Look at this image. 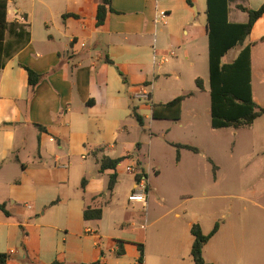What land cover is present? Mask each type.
<instances>
[{
  "label": "crops",
  "instance_id": "1",
  "mask_svg": "<svg viewBox=\"0 0 264 264\" xmlns=\"http://www.w3.org/2000/svg\"><path fill=\"white\" fill-rule=\"evenodd\" d=\"M98 2L8 0V20L23 24L29 39L0 60V204L8 212L0 208V253L8 255L5 264H135L140 242L121 238L115 226L110 235L102 232L108 202L103 174L113 170L101 172L98 156H128L116 171L132 176V192L136 172L145 170L141 145L129 138L130 111L148 109L153 118L152 104L200 90L195 83L202 77L195 71L199 64L209 76L206 18L200 19L206 16L204 0L192 5L112 0L114 10L100 25ZM263 3L228 0V19L247 20L238 4L255 9ZM248 36L251 41L245 43ZM248 36L242 46L253 43V49L264 41V13ZM24 65L42 75L33 89ZM184 75L195 89L185 86ZM204 85L207 91L205 79ZM143 86L150 102L134 104ZM183 101L175 121L182 118ZM97 148L102 151L90 159ZM147 191L148 201L150 186ZM87 206L101 207V218L85 219ZM204 248V258L214 261Z\"/></svg>",
  "mask_w": 264,
  "mask_h": 264
},
{
  "label": "rangeland",
  "instance_id": "2",
  "mask_svg": "<svg viewBox=\"0 0 264 264\" xmlns=\"http://www.w3.org/2000/svg\"><path fill=\"white\" fill-rule=\"evenodd\" d=\"M249 41L248 36L245 43ZM239 50L231 49L223 61L233 60ZM252 66L254 99L264 106V41L252 49ZM195 71L208 89L183 101L180 120L153 119L150 110L141 109V115L149 116L141 124L130 111L129 138L141 145L148 203L129 201L132 176L118 173L113 194L109 197L105 190L102 232L110 235L115 226L121 238L142 243L145 264H193L189 221L199 223L204 233L219 221L204 248L206 258L214 264H264V113L251 124L212 128L208 71L200 64ZM183 82L195 89L185 75ZM109 174H103L106 185Z\"/></svg>",
  "mask_w": 264,
  "mask_h": 264
},
{
  "label": "trees",
  "instance_id": "3",
  "mask_svg": "<svg viewBox=\"0 0 264 264\" xmlns=\"http://www.w3.org/2000/svg\"><path fill=\"white\" fill-rule=\"evenodd\" d=\"M192 5V0H186ZM8 0H0V60L9 57L13 52L26 44L29 32L23 24L8 20ZM238 7L247 13L244 22H232L228 19V0H206V29L208 35V69H209V93H210V124L212 128L226 126H240L251 124L254 119L264 113V106L258 104L253 97L252 89V46L253 43L244 44L246 37L252 31L255 22L264 13V3L258 8H248L238 4ZM112 0H99L96 10V24H102L108 12L113 11ZM242 46L237 56L230 62H222V57L232 48ZM3 62L0 63V68ZM24 68L28 74V85L31 89L40 81L42 75L35 72L29 66ZM195 83L201 90H205L204 79L196 77ZM192 92L178 95L165 103L152 104V116L155 119L180 118V104ZM132 116L143 124V116L138 113L136 107L132 108ZM183 146L197 150L195 146L183 144ZM102 149L97 148L93 153L97 154ZM128 156L116 158L101 155L97 159L99 170H113L109 174L107 190L109 197L117 182V165ZM138 177V175H137ZM86 178L81 180L84 187ZM0 208L8 212L2 204ZM85 219H100L101 207L87 206L83 211ZM219 221L214 223L213 228L204 233L199 223H192L190 231L193 235L191 244V256L193 264H214L207 261L203 256L204 245L218 231ZM139 257L135 264H143L144 248L138 243ZM8 255L0 253V264H5ZM51 264H58L54 260Z\"/></svg>",
  "mask_w": 264,
  "mask_h": 264
},
{
  "label": "built area",
  "instance_id": "4",
  "mask_svg": "<svg viewBox=\"0 0 264 264\" xmlns=\"http://www.w3.org/2000/svg\"><path fill=\"white\" fill-rule=\"evenodd\" d=\"M166 15L165 11H160V16L164 17ZM172 54L174 53L173 51L171 52ZM134 97L137 98H143V99H149L150 98V91L147 89V87L143 86L140 89L137 90V92L134 94ZM127 171H133L132 165H127L126 166ZM136 185L131 193L128 195V200L133 201V202H141L143 204L146 203L147 201V177L146 175L142 172H136Z\"/></svg>",
  "mask_w": 264,
  "mask_h": 264
}]
</instances>
